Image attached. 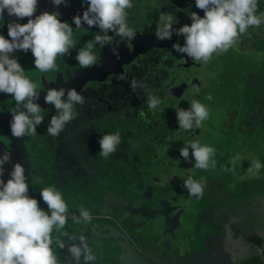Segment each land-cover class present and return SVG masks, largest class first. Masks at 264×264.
Segmentation results:
<instances>
[{
  "label": "flooded vegetation",
  "instance_id": "1",
  "mask_svg": "<svg viewBox=\"0 0 264 264\" xmlns=\"http://www.w3.org/2000/svg\"><path fill=\"white\" fill-rule=\"evenodd\" d=\"M192 1L193 0H132L133 7L128 10V24L130 26V22L133 18H141V13L146 12V9L150 10L151 7L156 8L153 14L158 25L160 12H170L175 16L184 14L187 19L189 16L188 14L192 11V5H190ZM150 3H154V5L151 6ZM84 7H86V5H82V0H68L66 6L61 5L58 8L51 3V0H38L36 14L38 15L41 11L45 10L58 11L60 13L59 18L63 21H67L73 26V39L77 41L76 47L71 49V55L63 58L58 57L56 61L57 68L52 70L53 73L51 72L52 74L48 75V78L45 76L46 73H44L43 76L41 72L40 80L46 82L48 85L51 82H55L59 88L64 86V82H67V84H71L69 87L70 89L74 88L80 94L83 92L82 96L85 98V105L76 106L78 109L83 110H85L87 102L92 100V96L96 95L97 97V93L100 95L101 90L110 85L109 83L117 82L119 76L123 75L126 77L123 83L127 86H130V82L133 80L144 83L146 88L144 90L140 88V94L144 93L146 96H156L161 100V104L155 110H150V112H146V114L142 113L140 117L142 121L140 120L136 124L139 126L138 132H140H136V138L139 141V144H136V146L142 150V158L139 159L142 160L145 157L148 159L146 164L141 162V165H138L137 171L143 174L154 172V165L164 160V158H160L159 151L164 149L174 150L172 147H169V145H166V137L174 136V134H177V131H182V129L178 128L176 108L188 109L192 101L190 98L185 102L174 99L177 98L174 93L178 94V91L176 90V92L171 94V90H169L176 74L175 58L168 52L164 53V51H161L157 46H150L146 48L143 53H130L132 54L130 59L125 56L122 57L123 54H115L109 57L107 53H110L111 47L117 43L124 44L123 41L127 40L118 36L115 38V41L112 42L113 44L103 46L96 44L94 47V53L97 56L96 64L87 68H82L76 58L73 61L69 58L76 57L77 52L83 48V45L87 44L90 40H94V37L100 34L98 28L93 27L89 29L86 25L85 28H76L75 25L72 24L73 15L82 13ZM14 19L15 17H9L6 13L4 19H0V23L2 21L4 25L2 26L0 24V34L4 35L5 38H9L6 25ZM17 22L26 23L27 18ZM84 36H87V38ZM253 39L254 37L247 33L241 35V42H239L240 46L238 48H240V50L252 51L251 53L256 55L254 59H250V52L245 56H241L237 51L233 50V52L231 50L232 48L223 55L213 54L210 60L212 62L211 72L213 77L208 78V80L211 81V83L208 81V85L211 86L213 84L212 86H214L215 84L217 87H220L221 90L228 88L234 92V95L228 98L225 94L227 92H224L225 95L222 93L218 94L224 97L228 103L226 117L229 118V123H227V131L232 132L236 136L240 131L246 130L253 141L258 140V148L252 147L253 150L251 149V153H253L254 157L257 158L261 165H264V48L253 52L252 49L254 47L249 48V45H252L254 41ZM96 67H99V70L98 68L96 69ZM229 71H231L232 76L229 75ZM70 72H73V76ZM41 85L44 84L41 83ZM82 89L85 90L83 91ZM86 89L91 91L92 94L88 95ZM206 91L202 90L197 95L191 94V97L192 99L194 98L200 101L208 108L209 101L206 98ZM237 93L239 94L237 95ZM44 95L45 94H43V96ZM10 98L12 97L0 93V131L3 132L6 139L9 138V140L12 141V139L16 137H14L10 131V114L13 111L9 110V102H6V100ZM51 109L42 108V113L44 115L43 123L37 127L36 135L22 139L21 145L25 144L28 146V149L34 147V149L37 148L40 151L46 148V141L49 140L50 136L47 132V128L51 117L56 115V113H54L55 109L50 112ZM150 122H153L149 127L152 129L149 130L148 133L142 132L145 126L148 127ZM100 126L99 128L102 136L117 131V129L114 130L112 127H104L102 124ZM146 134L150 141H143L146 138ZM125 142L126 139L121 137V150ZM254 144L257 145V143ZM149 148L152 149L150 154H148ZM39 150L36 151V156L32 158L35 159L34 161H36V165L38 166L44 163V154H42V156L39 155L42 157L40 159L42 161L38 159ZM46 150L48 151V159L46 162L48 165L46 167L47 170H45L47 176L44 178L40 177L38 181H35L33 177L36 178V176L31 168L28 174V181L30 182L29 195L32 196V192H35L38 197L36 199L39 201L40 206L47 211V205L40 198L39 192L42 190L41 185L48 187V184L54 180L57 183L56 189L62 194L72 215L79 216L81 208L89 212H97L99 215V217L93 219L95 228H90L86 222H83V226L78 225L75 229L73 227L75 222L69 218L64 227V231H62L63 229L59 231L53 229V250L56 251L59 248L57 246V241L67 244L66 241L68 240V236L75 233L74 230L79 231L81 228H85L89 231L88 246L95 254L96 260H98L97 262L95 261L96 263L94 262V264H159V261L157 262L156 259L154 260L156 262L153 261L152 257L154 254H144V252L137 251L131 243L128 244V240L123 237L122 232L121 234L126 244L124 245V243L121 242L122 245L120 249H118L120 247L119 241L116 243L114 240L107 243L104 249L98 246L101 236L104 235V232L107 230L105 225L112 226V224H115L113 219H106L109 213L106 207H103V203L101 204L99 197H104L106 195L105 205L110 203L111 196H109V191L116 183L119 186L118 190L122 192V194L124 193L123 197H126L127 192L130 191L128 190L130 188L129 185L138 182V177L136 178L134 175V168L130 167L131 163L121 162V165L129 168L130 171V168L133 169L131 171L132 173H129L130 176H126L129 178L128 180H126L125 177L121 178L115 175L114 178L109 177V180H107V174L112 173V171L109 170L118 166V164L111 163V165H107L111 159L103 158L99 151V153L92 156V166L89 168L87 174L84 173L82 178L71 177V180L65 181L63 179L64 177H59L54 169V155H56L54 150H56V147L54 144H51ZM50 161L53 163L51 166L49 165ZM103 161L106 162V164L103 165ZM250 166L251 165H249V167ZM94 167H98L97 169L100 173L105 170L106 174L104 176L98 174L97 176H93L90 172L93 173ZM233 167H236L233 174H231L233 171L231 170L227 176L223 174L217 177H210L207 181H204L202 195L205 198L207 196L206 199L210 200L212 203L206 201V203L203 204V211L204 208H206V210L210 211L209 213L212 214V217L207 220L206 223H208V225L202 226V230H205V232L202 231L199 239H203L205 235L209 236L215 234L217 235L215 238L219 241L218 245H214L217 249L211 250L210 248L212 245L200 246L198 240H196L194 244L196 249L191 251L193 264L196 262V257L201 254L202 262L206 264H264V167H262L259 172L255 170L250 172L249 167L244 169L240 165H235ZM121 172L122 171H120V174ZM243 173H245V177H236ZM179 179H182V177H179ZM71 182L73 184H71ZM183 182V180L179 181L178 184L180 187H178V184L176 185V182L174 186L176 185V187L183 190L185 189L183 187ZM58 183H60L61 186L58 185ZM96 184L100 186L99 192L94 190ZM121 186L123 188L120 189ZM119 191H116L115 194L117 193L116 195L122 197ZM89 192H97L99 194L97 208L95 206L93 209L88 206L91 201L86 196V193ZM70 229L71 231H69ZM64 232L68 234L67 238H65V236L63 237L62 233ZM225 233L228 234L225 235ZM197 235H199V233L196 229L194 238H196ZM229 235L230 238H228ZM207 247L208 249H206ZM113 248L116 250L115 255L110 253L113 251ZM240 250L244 252L240 253ZM199 251L200 253L197 254ZM97 253H105V256L100 258L96 255ZM57 257L60 259L67 258V251L58 253Z\"/></svg>",
  "mask_w": 264,
  "mask_h": 264
},
{
  "label": "clouds",
  "instance_id": "2",
  "mask_svg": "<svg viewBox=\"0 0 264 264\" xmlns=\"http://www.w3.org/2000/svg\"><path fill=\"white\" fill-rule=\"evenodd\" d=\"M58 8L67 5L68 0H51ZM259 0H195V5L204 15L190 12L191 24H184L178 29L173 25L177 18L170 12H160L159 25L155 32L158 40L171 39L173 33L184 37L181 45L176 42L172 48L185 54L195 62L208 63L213 54L223 55L233 48L240 36L251 27L264 24V13L258 14ZM82 13L73 15L72 24L76 28H98L100 34L87 42L76 54V60L82 68L93 66L97 62L94 53L96 44L110 45L112 37L109 33L134 40L135 30L128 24V10L133 7L132 0H82ZM38 0H0V19L5 13L15 17L7 24L8 37L0 34V93L11 96L15 101V109L11 113L10 131L16 138L36 135L37 127L44 121L42 108L37 102L40 98V86L25 76V69L14 55L17 51L34 57V67L40 72H48L57 68V58L71 55L77 41L73 39V26L61 20L58 11H41L38 15ZM27 18L26 23L17 21ZM115 54L116 50L113 49ZM121 79H126L121 76ZM130 87L146 88V85L135 80ZM199 89H197V92ZM46 104L54 106L56 115L52 116L47 128L51 136H59L65 126L76 119L77 105H83L85 98L76 89L50 88L44 95ZM208 100L212 97L208 96ZM161 100L150 95L148 108L155 110ZM209 109L200 101L193 99L188 109L176 108L178 128L189 132L199 129L202 122L208 119ZM100 155L105 159L115 153L121 143V133L105 134L98 140ZM194 161V168L207 170L215 167L211 157L215 148L202 145L199 141H190L179 149L180 156ZM242 160L237 154L231 161L235 166ZM211 161V163H210ZM11 162L9 152L0 153V264H94L96 256L88 246L86 237L68 236L72 243L57 241L60 249L67 248L70 258L60 259L54 253L52 244L53 229H64L71 218L76 223L90 222L91 213L81 208L79 216L71 215L62 194L53 186L43 188L40 198L47 205V211L40 207L39 201L29 195V182L25 176V168L19 163H12L9 178L3 175L5 165ZM264 167L258 160L252 161L249 171ZM183 187L190 196L203 194L204 179L199 181L191 176L183 182ZM79 241L76 243L75 241Z\"/></svg>",
  "mask_w": 264,
  "mask_h": 264
},
{
  "label": "rangeland",
  "instance_id": "3",
  "mask_svg": "<svg viewBox=\"0 0 264 264\" xmlns=\"http://www.w3.org/2000/svg\"><path fill=\"white\" fill-rule=\"evenodd\" d=\"M150 5H154V3H150ZM190 5H192L191 12H196L200 16L204 15L203 11L196 7L195 0H193ZM154 10H156V8L151 7L150 10L146 9V12L141 13V18H133L130 22V27H132L136 32L135 39L131 41H123L124 44L117 43L114 45L116 47H111L112 49H110V53H107V55L112 57L115 54H123L122 57L125 56L130 59L133 53H143L145 49L150 46H157L161 49V51H164V53H170L175 58L176 67V74L169 89L171 90V94L176 92V90L178 91V94L174 93V95L177 97L174 99H178L179 101L183 102L189 98L193 100L194 98L192 99L191 94L197 95L202 90H207L205 93L206 98L208 96L212 97L211 100L207 99L209 101V117L202 122V126L199 129H193L189 132L184 130L181 132L177 131L176 135L174 134V136H167L165 143L174 150L164 149L159 151L160 158H164V160H162V162L159 161L154 165V172H147L143 174L136 171L134 175L136 178L138 177V182L129 185L130 188L128 190L130 191L127 192L126 197H123L124 193L122 194V192L118 190L119 186L117 183L112 186V189L109 191L110 194L107 193L109 196H111L110 203L107 205H105L106 195L104 197H99L97 192H89L86 193V196L91 201L88 206L92 207L93 209L95 206L97 208L100 200L101 204L103 203L104 205L103 207H106L109 213V216H106V219H113L115 223L114 225L112 224V226L105 225L107 230H104V235L101 236L98 243L100 248H106L107 243H109L111 240H114L116 243L119 241L120 247L118 249H120L122 245L121 242L124 243V245L126 244L125 240H123L124 237L128 240V244L131 243V245H133L137 251L144 252V254H154L155 257H152L153 261L156 259L157 262L159 261V264H193L191 251L196 249L194 247L196 240H198L200 246L212 245L210 248L211 250L217 249L215 246L218 245L219 240L215 238L217 236L215 234L209 236L205 235L203 239H199L202 231L205 232V230H202V226L204 227L208 225L206 222L212 217V214L209 213L210 211L206 210V208H204L203 211V204L206 203V201L210 203L212 202L206 199L207 196L206 198L203 197V195L199 197L190 196L186 189L182 190L178 188L180 187L178 184L179 181H185L190 176L197 181H199L201 178H203L204 181H207L210 177H217L223 174L227 176L231 170H233L231 172V174H233L236 167H233L234 165L231 163V161L237 154L242 157V160L236 165H240L246 169L252 164V161L257 160L253 153H251V149L253 150L252 147L258 148L259 142L256 139V141H253L246 130L240 131L236 136L232 132L227 131V123H229V118L226 117L228 103L224 97L219 96L218 94H224V92H227L225 94L228 98L233 96L234 92L228 88L221 90V88L217 87L215 84L214 86H212L213 84H210L211 86L208 85V81L211 83L208 78L213 77L211 72V61L208 63L195 62L190 58H187L185 54L177 53L172 48V45L176 42H179L181 45H183L184 37L182 35L177 36L175 33H173L171 39H156L155 32L157 30L156 28L158 27V23L153 14ZM259 13H264V0H259L258 14ZM176 18L177 23L173 25V27L176 29L184 24H191L190 16H188L186 19L184 14H180L177 15ZM0 24L4 26L2 21ZM246 33L254 37L252 45H249V48L254 47L252 49L253 52H256L258 49L262 50L264 48V24L258 28L251 27ZM109 35L112 37V42H114L115 38L118 37V35L111 32ZM84 37L87 38V36ZM112 42L111 44H113ZM239 42H241L240 38L237 41V44L231 50L237 51L241 56H245L250 52V59H254L256 55L251 53L252 51L240 50V48H238L240 46ZM86 45L87 44L83 45V47ZM113 49L116 50L115 54ZM14 55L18 58L19 63L25 69L24 74H26V77H30L29 79L40 86V98L37 102L40 104L41 108H52L50 112L54 111V106L45 103L43 94H46L50 88H59L58 85H56L57 83L55 84V82H51L48 85L46 82H42V80H40L41 72H38L39 70L34 67V57L32 56L30 50L27 53L17 51ZM69 59L73 61L75 60V57H70ZM97 68L99 70V67H96V69ZM51 72L52 70L44 72L46 73V78H48V75L53 73ZM44 73L42 74L43 76ZM70 74L73 76V72H70ZM229 75L232 76L231 71H229ZM41 83L44 85H41ZM70 86L71 84L64 82L63 87L65 89H70ZM197 89H199L198 92ZM82 90L84 91L85 89ZM86 92L88 95L92 94L91 91L87 90ZM81 94H83V92H81ZM238 94L239 93H237V95ZM6 102H9V110L14 111V99L10 98L9 100H6ZM152 124L153 122H150L148 127L145 126V129H143L142 132L144 131L145 133H148L150 129L149 127ZM136 130L139 131L138 129ZM31 136L33 135L22 138H13L12 141H10L9 138L6 139L3 132L0 131V153L9 152L11 154V162L4 166L5 172L3 179L5 181L9 178V172L11 170L12 163L15 162H19L24 166L25 176L27 179L31 168L32 172L36 176V178L32 176L35 181H38L40 177L44 178L47 176V172L45 170H47L46 167L48 165V163H46L48 159V151L46 148L48 149V147L51 146L49 140L55 136H49V140L46 141L47 146L43 151H40L37 148L34 149V147H30V149H28V146L25 144L21 145L22 139L30 138ZM143 141H150L147 137V134ZM190 141H199L202 145H208L215 148V153L211 157V160L216 162L215 167L210 166L207 170L194 168V161L191 159L190 148V159L188 161H185L180 156L179 149L183 146H187ZM254 143H257V145ZM37 150L40 151L38 154L39 160L42 158L40 156L44 154V163L40 164L39 166L36 165V161H34L35 159H32L36 156ZM130 169L131 171L133 170L132 168ZM136 169L138 168H134V170ZM109 171H112L114 174L108 173L106 176L107 180H109V177L114 178V175L116 177L121 176V178H123L122 173L120 174V172H116V168L110 169ZM244 174L245 173L241 174L242 176L237 175L236 177H245ZM179 177H182V179H179ZM121 178L119 179L122 180ZM125 179L128 180L129 178L125 177ZM175 182L176 185L178 184V187H176V185L174 186ZM48 186L57 188V183L53 180L50 184H48ZM45 187L41 185L42 189ZM99 188L100 186L96 184L94 190L99 192ZM121 188L123 187L121 186L120 189ZM116 191H119L122 194V197L116 195ZM31 195L34 198H38L35 192H32ZM90 213L92 215V220L90 222H86V224H88L90 228H95L93 225V219L99 217V215L97 212ZM70 214L72 215L71 212ZM196 229L199 235L194 238ZM62 231H64V229ZM121 232L123 233V237ZM227 234L228 233H225V235ZM64 236L65 235H63V237ZM65 238H67V236H65ZM228 238H230V235ZM65 249L58 248L56 251H53L57 255L58 253L67 251ZM206 249H208V247ZM239 252L242 253L244 251L240 250ZM110 253L115 255L116 250L113 248V251ZM199 253L200 251L197 252V254ZM96 255H98L100 258H103L105 253H97ZM201 256L202 254L196 257V262L194 264H206L202 262Z\"/></svg>",
  "mask_w": 264,
  "mask_h": 264
},
{
  "label": "trees",
  "instance_id": "4",
  "mask_svg": "<svg viewBox=\"0 0 264 264\" xmlns=\"http://www.w3.org/2000/svg\"><path fill=\"white\" fill-rule=\"evenodd\" d=\"M117 79L118 83H109L110 85L101 90L100 95L97 93V97L96 95L92 96V100L87 102L85 110L76 107V119L68 123L59 136L50 138L49 142L56 147L54 152L56 153L54 155L55 172L59 177H64L65 181L71 180V177L82 178L84 173L87 174L89 171L92 166V156L100 151L98 140L102 137L99 128L101 124L107 128L117 129V131H120L121 137L126 139L122 150L121 145H119L115 153L107 158L111 159L107 165L117 163L118 166L113 169L116 168L118 172L122 171L124 178V176H130L132 172L129 168L121 165V162L131 163L130 167L133 168H137L138 165H141V162L147 163L148 159L146 157L142 160L139 159L142 158V150L136 146V144H139L136 132L140 133L136 130L139 129L136 124L140 120L142 121V118H140L142 113L150 112L147 106L149 96L144 93L140 94L139 87L133 90L130 86L124 84V79H121V76ZM151 152L152 149L148 150V154ZM102 164L104 165L106 162L103 161ZM49 165L51 166L53 163L50 161ZM94 168L93 173L90 172L93 176H97V174L104 176L106 174L105 170L100 173L98 167ZM136 171L137 169L134 170V172ZM71 184L73 183L71 182ZM58 185L61 184L58 183ZM78 225L83 226V223L75 222L73 227L76 229ZM74 232L71 236L78 237L83 234L86 241H88L89 231L85 228H81L79 231L74 230ZM72 242L69 239L66 241L67 244ZM75 242L79 243L78 240Z\"/></svg>",
  "mask_w": 264,
  "mask_h": 264
}]
</instances>
